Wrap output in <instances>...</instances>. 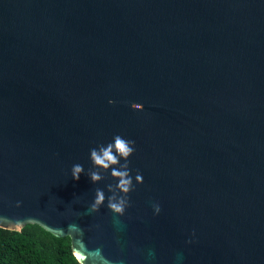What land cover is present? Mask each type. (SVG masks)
<instances>
[{
    "label": "water",
    "instance_id": "water-1",
    "mask_svg": "<svg viewBox=\"0 0 264 264\" xmlns=\"http://www.w3.org/2000/svg\"><path fill=\"white\" fill-rule=\"evenodd\" d=\"M116 134L129 206L89 212ZM26 224L79 264H264V0H0V227Z\"/></svg>",
    "mask_w": 264,
    "mask_h": 264
},
{
    "label": "clouds",
    "instance_id": "clouds-1",
    "mask_svg": "<svg viewBox=\"0 0 264 264\" xmlns=\"http://www.w3.org/2000/svg\"><path fill=\"white\" fill-rule=\"evenodd\" d=\"M109 103L113 101L109 100ZM138 108L143 106L136 105ZM135 141L125 139L121 135L113 136L111 142L106 145H98L89 150L90 160L93 165L88 170L87 175L92 182L100 181L104 178L103 171L110 170V176L117 181L115 184L109 183L106 185L107 191L110 193L107 197L105 191L97 188L93 202L89 205V212H96L100 206L107 200V208L117 215H123L125 209L129 206L128 193L134 190L133 177L130 175L128 157L135 151ZM123 160V163H121ZM84 172V168L80 164H74L71 168V177L73 180H78L80 174ZM136 183H142V176L136 174ZM154 211L159 212V206L153 205ZM79 260V256H77ZM82 264V262H81Z\"/></svg>",
    "mask_w": 264,
    "mask_h": 264
},
{
    "label": "trees",
    "instance_id": "trees-1",
    "mask_svg": "<svg viewBox=\"0 0 264 264\" xmlns=\"http://www.w3.org/2000/svg\"><path fill=\"white\" fill-rule=\"evenodd\" d=\"M0 264H79L70 237H57L37 224L20 231L0 227Z\"/></svg>",
    "mask_w": 264,
    "mask_h": 264
}]
</instances>
